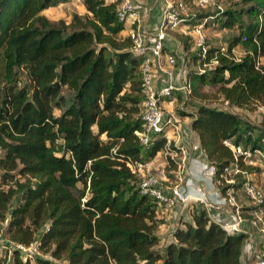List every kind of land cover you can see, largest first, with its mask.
I'll use <instances>...</instances> for the list:
<instances>
[{"label":"trees","instance_id":"1","mask_svg":"<svg viewBox=\"0 0 264 264\" xmlns=\"http://www.w3.org/2000/svg\"><path fill=\"white\" fill-rule=\"evenodd\" d=\"M69 1L0 0V236L7 246L38 251L23 261L22 252L8 248L0 264H243L247 246L261 245L222 227L234 220L229 206L226 219L191 203L188 220L155 248L165 214L140 193L146 175L131 170L165 148L162 135L147 148L139 136L148 54L123 35L126 22L117 17L123 0H80L85 13L68 23L43 14ZM183 2L192 9L183 17L191 31L206 20L204 29L233 33L225 46L207 47L204 60L196 48L187 57L198 69L186 73L191 95L182 103L193 111L179 116L189 118V137L214 169L210 181L220 199L231 188L249 220L255 206L243 184L259 185L251 176L261 169L242 157L236 162L223 142L264 152V127L233 112L264 107V0H214L206 9ZM235 47L243 53L238 61ZM214 56L217 65L200 70ZM205 84L217 87L219 103H205ZM236 164L241 172L228 178L225 171Z\"/></svg>","mask_w":264,"mask_h":264},{"label":"built area","instance_id":"2","mask_svg":"<svg viewBox=\"0 0 264 264\" xmlns=\"http://www.w3.org/2000/svg\"><path fill=\"white\" fill-rule=\"evenodd\" d=\"M114 1V0H108ZM124 1V0H123ZM122 6L118 10L117 17L120 21L130 22V24L139 25L140 14L136 10H132L131 4L127 0L122 2ZM161 15L160 23L153 40L146 43L138 34V30L132 31L129 37L133 40L134 47L138 53H147L141 66L142 82L144 87L145 100L142 104L141 118L143 121V129L139 134L141 143L147 148L149 143L156 135H162L165 140V147L173 145L182 154L181 162H175L178 169L182 172L186 154L180 146L181 137L189 136L188 128L180 123V118L173 117L165 113V102H171L175 94H179L183 103L187 101L191 95L190 82L183 79L182 83L175 84L173 68L177 64L175 52L163 54L165 41L168 38V32L176 31L183 25L184 18L187 15V6L183 0H161ZM195 5L206 9L210 5H214V0H195ZM206 22V20L204 21ZM203 22V23H204ZM203 23L193 27L191 36L193 46L200 49L201 57L204 60L206 55V45L204 37ZM245 40V38H243ZM235 47L231 53L236 61L242 55H236ZM222 52H226L225 47H221ZM243 54V53H242ZM217 65L216 57L214 56L208 63H203V68L212 69ZM164 80V84L157 81ZM162 83V82H161ZM227 105V102H224ZM224 145L229 147L233 153L234 160L237 162L239 157L245 164L260 167L264 174V152L255 151L251 153L244 150L241 146L232 145L230 141H224ZM166 149V148H165ZM257 159L259 163L255 160ZM143 165L131 163V170L136 174L137 169ZM180 172V173H181ZM205 172L208 173L210 179L214 174V169L205 167ZM241 172L236 165L225 171L229 178L231 174L235 175ZM179 183L173 187L163 186L160 178L156 174H149L143 178L140 183V193L153 198L157 205L160 214H166L177 204H183L190 200L205 203L202 188L190 180L178 178ZM226 183H232V179H225ZM189 187L195 194L184 192L183 188ZM243 190L249 199L251 205L255 206L251 219H244L241 215L234 197L233 190L230 188L226 191V197L220 199V205L234 207V220L224 222L222 227L232 232H242L247 235L249 240H257L260 242V247L257 250V264H264V185H258L248 179L243 184ZM246 225L249 227L247 228ZM8 248H15L24 254L23 261L32 259L33 253L22 245L7 246L6 241L0 236V257Z\"/></svg>","mask_w":264,"mask_h":264},{"label":"rangeland","instance_id":"3","mask_svg":"<svg viewBox=\"0 0 264 264\" xmlns=\"http://www.w3.org/2000/svg\"><path fill=\"white\" fill-rule=\"evenodd\" d=\"M127 1L129 4H131L132 10L133 11L136 10L140 14L138 28L136 27L137 26L136 24H130V22L126 23L127 35H129L132 31L138 30V34L141 36V38L144 39L146 43H149L150 40H153L158 27L155 29L154 33L151 35L149 34L146 35V33L143 34L141 19L147 17L149 14V11L153 10V15L151 19H153V22H155L156 24V22H158L157 21L158 18L156 17L157 13L154 12V8L160 5L161 0H152L149 3L146 2L145 0H127ZM74 13H77L79 15H83L85 13V10L83 6L81 5L80 0H70L69 3L60 4L58 6L49 8L48 10L43 12V14L51 21L63 20L65 23H68L70 21L71 16ZM191 13H192V9L190 7H187V15H191ZM189 28H190L189 26L184 24L180 26L176 31L168 32V38L165 41V45L168 47L165 50V52L170 53L174 51L176 58H177V64L172 70H173V73L175 74L174 80H177L178 82L182 81L185 78L186 73L188 71L198 69L197 66H195L187 58L190 55V53L195 51V47L193 46L192 39L190 38L191 30ZM203 33L205 37L206 47H211V48L225 46L227 43V40L233 36V33L230 30L223 29L216 25H209L206 29H204ZM123 35H126V34L123 33ZM184 47H186V49H183ZM236 55L237 56L242 55V49L240 47L236 49ZM216 89L217 87H213L208 84H205V86H203L202 91L207 95V99L205 101L206 104L219 103V101L216 98L217 97ZM181 110L189 112L192 110V107L190 105L185 106L182 103V100L180 98H178L177 96H174L172 98L171 108L169 110H166L165 108V113L173 117L180 118L179 121L180 123H182L183 118L179 116V111ZM233 112L238 113L242 118L246 119L253 125L255 124L257 126L264 127V107H261V106L255 107V109L251 111L233 110ZM165 148H164L162 155L159 154L157 155L156 158H154V162L152 163L154 167L148 166L145 168L144 167L139 168L136 171V175L142 178L145 175L147 176L149 174H156L159 176L160 181L163 183V185H165L166 187H173L175 184L179 183V180H177V177L182 178L183 180L186 179L185 167L187 164V160H185L183 170L181 172L180 169H178V166L175 162H181L183 155L180 154L179 151L176 149V147H174L173 145H169L168 147H165ZM255 160L259 163L257 159ZM170 161L174 167H172V164L170 163ZM200 174L205 176L206 181L207 180L210 181V177L207 172L204 171V172H201ZM214 186L216 187L215 184ZM193 202L196 203L197 205H200L198 201L190 200L183 204H178L177 207L172 208L170 211H168V213H166L160 218L161 221L166 220L167 217L170 218V220H166L164 221V223L159 224L157 228V234L160 237L159 244L155 246L157 250H161L162 247L171 240L172 229L175 226H178L182 220L188 219V213H189L188 205H190ZM201 204L203 205L206 204L208 207L211 206L208 200L207 201L205 200V203H201ZM217 206L222 207V205H217ZM28 249L31 251V253L35 255L38 254L36 246H30L28 247ZM248 250H250V248L248 249L246 248V251ZM251 257H252L251 255L249 256L246 254V256L244 257V261L251 260ZM32 259H33V255H32ZM31 264H33V262Z\"/></svg>","mask_w":264,"mask_h":264},{"label":"crops","instance_id":"4","mask_svg":"<svg viewBox=\"0 0 264 264\" xmlns=\"http://www.w3.org/2000/svg\"><path fill=\"white\" fill-rule=\"evenodd\" d=\"M160 10H161V3H160V5H158L157 7L154 8V12L157 13L156 17L158 18L157 19L158 22H156V24H155V22H153V19H151L152 15H153V10L149 11V14L147 17L141 19L143 34L146 33V35L147 34L151 35L154 33L155 29L158 27V25L160 23V15H161ZM124 34L127 35V29L125 30ZM145 38H146V36H145ZM147 39H149V38H147ZM260 63L264 64V59H260ZM174 71H175V69H174ZM174 76H175V74H174ZM174 81H175V84L182 83V81H179V82L177 80H174ZM157 82H159L160 84L165 83L164 80H160ZM171 104H172V101L164 103L166 110H169L171 108ZM181 124L184 127H188L189 118H183V122ZM180 146L184 149L185 154H186L185 155L186 160H187V164L185 167L186 180L188 179L191 182L196 183L197 185H199L202 188L204 199L206 201L208 200V202L211 205V206H209L211 209L217 210L216 211L217 214H219L221 216L224 215L226 219L227 218L230 219L231 216H229V214H230L229 209L227 207H224V206H222V207L217 206V205H220V194L218 193L216 187L214 186V184L211 181H209V180L206 181L205 176L200 174L201 172L205 171V167H207V165L204 163V161L201 158L200 153L198 151V142H197L196 137L193 136L192 139H190L189 136L188 137L187 136L181 137ZM153 162H154V160H151L150 162L145 164L143 167L145 168L148 166H153L152 165ZM251 178H253V180L255 182L259 183V185H264V174L262 172H258V173L253 174L251 176ZM183 190H184V192L186 191L187 193L195 194L193 192V190H191L189 187H185V188H183ZM236 202H237V207H238L241 215L243 216V214H245L247 212H245L241 209L240 198ZM243 218H244V216H243ZM166 220H170V218L167 217ZM246 227L248 228L249 226L246 225ZM247 247L250 248V250L246 251V249H245V253L243 256V264H246V263L247 264H257V253L256 252L260 246H258V243L255 242L254 246H247ZM246 254L249 256L250 255L252 256L251 260L244 261V257L246 256Z\"/></svg>","mask_w":264,"mask_h":264}]
</instances>
